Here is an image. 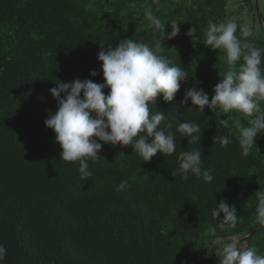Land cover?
Masks as SVG:
<instances>
[{"label":"trees","instance_id":"obj_1","mask_svg":"<svg viewBox=\"0 0 264 264\" xmlns=\"http://www.w3.org/2000/svg\"><path fill=\"white\" fill-rule=\"evenodd\" d=\"M254 1L240 0L238 17L232 19L227 0H0L4 264H184L215 238L246 236L258 227L255 192L264 191V135H257L256 147L244 157L235 113L221 117L205 108L201 116L189 109L190 101L179 104L192 86L211 100L219 73L227 70L222 51L203 44L208 24L244 25L239 16L246 12L256 25L251 39L264 56ZM258 5L262 18L260 1ZM146 10L166 24L165 35L171 23L181 24L176 37L163 41L167 50L162 54L187 69L190 77L173 102L158 97L150 105V113L166 114L160 127L176 136L177 150L143 162L131 146L104 145L98 154L102 159L89 160L93 175L84 182L78 163L60 160L54 133L44 125L48 114L57 110L49 90L74 79L103 83L102 74L89 75L100 72L99 45L115 47L129 38L153 42ZM219 119L228 127L220 126ZM177 121L199 123L201 141L188 144L177 131ZM247 122V117L241 118V123ZM168 123L171 129L165 128ZM220 135H228L232 143L226 148L213 143ZM195 148H201L203 168L212 169L211 183L171 175L180 153ZM122 180L128 186L117 192ZM221 200L235 206V227H221L222 214L217 220L212 217L211 209ZM227 242L213 245L197 264H220ZM241 245L264 254V227Z\"/></svg>","mask_w":264,"mask_h":264},{"label":"clouds","instance_id":"obj_2","mask_svg":"<svg viewBox=\"0 0 264 264\" xmlns=\"http://www.w3.org/2000/svg\"><path fill=\"white\" fill-rule=\"evenodd\" d=\"M145 18L154 33L153 42L129 38L118 41L115 47L99 45L100 72L93 70L89 75L102 74L103 83L74 79L68 83L58 82L49 90L57 110L48 114L44 125L54 133L55 142L61 149L60 160L78 163L79 178L84 182L93 175L89 160L102 159L98 154L104 145L131 146L143 162H150L157 153L167 157L177 150L176 136L160 127L166 114L154 110L150 113V105L158 97L164 102H173L181 85L190 77L187 69L162 54L167 50L163 41L176 37L181 24L171 23V32L165 35L166 24L159 17L146 10ZM253 36V28L247 24L238 25L234 21L208 24L203 30V44L222 51L227 70L219 73L211 100L203 89L192 86L186 89L179 102L183 106L190 101L192 107L189 109L198 111L201 116L205 108L221 117L235 113L244 157L256 147L257 135H264V56L251 39ZM243 117L248 118L246 125L241 123ZM217 123L223 128L228 127L224 119ZM171 127V123L165 125L167 129ZM177 131L188 144L201 141L199 123L177 121ZM215 142L226 148L232 140L228 135H220L213 138ZM202 159L201 148L182 151L179 166L171 175L180 176L183 181L193 176L211 183L214 179L212 169L203 168ZM127 186V180H122L115 190L123 191ZM255 197L258 201L257 222L264 226V191H256ZM221 214L222 219L218 222L221 227H235L239 217L234 205L221 200L211 209V215L217 220ZM6 255L7 249L0 244V264H4ZM220 264H264V254L254 246L242 247L241 241L233 237L222 247Z\"/></svg>","mask_w":264,"mask_h":264},{"label":"water","instance_id":"obj_3","mask_svg":"<svg viewBox=\"0 0 264 264\" xmlns=\"http://www.w3.org/2000/svg\"><path fill=\"white\" fill-rule=\"evenodd\" d=\"M259 0H255L254 4H255V15H256V19L259 23V25L262 27V21H261V16H260V12H259V5H258ZM263 30V28H262ZM264 31V30H263ZM264 226L258 225L257 228H255L252 232H250L248 235L246 236H239V235H223L220 236L218 238H215L214 240H212L206 247H204L202 249V251L193 259L186 261L184 264H197L199 263L202 258H204L207 253L209 252L210 248L219 243L222 240H227L230 241L233 237L238 238L241 242H246L247 240H249L252 236H254L256 233H258Z\"/></svg>","mask_w":264,"mask_h":264},{"label":"rangeland","instance_id":"obj_4","mask_svg":"<svg viewBox=\"0 0 264 264\" xmlns=\"http://www.w3.org/2000/svg\"><path fill=\"white\" fill-rule=\"evenodd\" d=\"M260 1V11H261V15H262V18H261V21H262V27L259 25H257V28H258V34H264V32L262 31V28L264 30V0H259ZM228 4L230 5L228 7V10L229 11V14L232 15V19H235L236 17H238V14H237V9H238V4L240 3V0H227ZM236 14V15H235ZM236 16V17H235ZM241 17V19L247 24V25H250L253 29L255 28L256 29V25L251 22V15H248L246 12H242L241 15L239 16ZM257 32V30H256ZM262 34V35H263ZM264 36V35H263Z\"/></svg>","mask_w":264,"mask_h":264}]
</instances>
